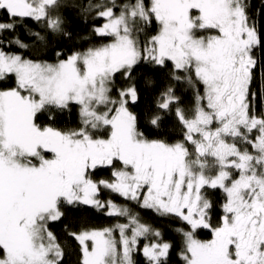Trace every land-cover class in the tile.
Here are the masks:
<instances>
[{
	"label": "snow or ice",
	"instance_id": "1",
	"mask_svg": "<svg viewBox=\"0 0 264 264\" xmlns=\"http://www.w3.org/2000/svg\"><path fill=\"white\" fill-rule=\"evenodd\" d=\"M65 7L99 20L92 32L108 42L67 53L58 45L55 62L33 58L71 37ZM250 7L0 0V264H68L73 254L76 264H136L137 251L146 264H172L173 243L130 204L102 200L103 190L178 221V264H264V36ZM173 81L193 89L191 109L179 106ZM73 112L74 126H56ZM173 116L179 139L166 131ZM80 206L123 222L66 223Z\"/></svg>",
	"mask_w": 264,
	"mask_h": 264
},
{
	"label": "trees",
	"instance_id": "2",
	"mask_svg": "<svg viewBox=\"0 0 264 264\" xmlns=\"http://www.w3.org/2000/svg\"><path fill=\"white\" fill-rule=\"evenodd\" d=\"M69 3L72 0H68ZM87 3V0H84ZM250 2V14H254L256 21H257V28L260 30L262 36H264V0H249ZM59 14L65 20V27L66 30L69 31L72 35L70 38L64 37H55L52 40L51 47L43 52H32L31 56L33 58L44 57L49 62H55L56 57L52 55V49L56 48L58 45L61 47L63 51L66 53L71 50H84L87 47H91L93 44H100L106 43L108 40L99 38L94 36L92 32V27L94 24H99V20H93L89 18L86 14L82 13L79 9H74L71 7H65L60 9ZM28 27L30 28H37L39 29L42 26L36 25L33 21H28ZM150 31H154V29H150ZM257 56L262 57L264 56V50H257ZM151 66L146 65L145 69L150 70ZM159 76V79L164 83L167 84L168 76L166 73H156ZM122 79V78H121ZM259 79V77H258ZM11 83V82H9ZM176 88V95L179 97V106L185 109H191L194 103V92L193 89L186 83V82H172ZM257 89V83L254 81L253 83V90ZM156 98V94L148 93L145 96V99L154 100ZM257 108L259 109L260 103L259 99L256 101ZM134 111L139 113L138 108H134ZM77 121L75 112L72 114H65L62 118H60L59 123L56 125L57 127H72L75 125ZM141 131L144 132L145 136L149 139H156L159 138L157 136L156 130L151 129L150 126L141 124L140 125ZM167 134L172 139H179L181 136V128L180 125L177 123L175 117H171L166 128ZM100 176L104 178L110 177V170L102 169L100 170ZM211 191V190H210ZM102 200L112 199L118 205H131L136 213H138L139 218L142 222H145L151 225L153 228H158L163 234L164 238L173 243L174 250L171 253V260L172 264H178V256L177 253L182 246L183 240L182 236L179 232L176 231V228L179 226L178 221H173L167 217H161L154 213V211L150 209H145L139 207V205L135 204L134 202L125 201L122 197L110 193L107 190L102 191L101 195ZM213 199L217 204L216 211L219 212V204L224 199V194L217 190L213 194ZM81 219H85L88 223L95 227H105L111 226L117 220L123 222V218L117 217H108L103 210L97 211L93 208L87 206H80L79 208L73 210L69 213V220L66 223H71L73 226L78 224ZM52 230L56 233L59 237H61V241L64 242V225L57 224L53 226ZM201 239H209L210 235L208 234L207 230H203L200 233ZM148 240H142L140 244V248L142 249L144 243H148ZM72 246L75 247L74 242H72ZM71 250V249H70ZM133 258L136 261V264H146V259L143 257L141 251H137L133 254ZM77 256L73 254L68 258V264H76Z\"/></svg>",
	"mask_w": 264,
	"mask_h": 264
}]
</instances>
